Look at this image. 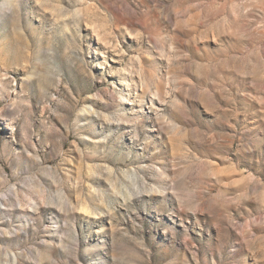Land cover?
<instances>
[{
	"label": "rangeland",
	"instance_id": "rangeland-1",
	"mask_svg": "<svg viewBox=\"0 0 264 264\" xmlns=\"http://www.w3.org/2000/svg\"><path fill=\"white\" fill-rule=\"evenodd\" d=\"M0 264H264V0H0Z\"/></svg>",
	"mask_w": 264,
	"mask_h": 264
}]
</instances>
